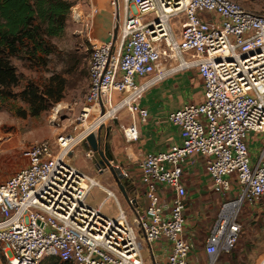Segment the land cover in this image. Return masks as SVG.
<instances>
[{"label": "built area", "instance_id": "built-area-1", "mask_svg": "<svg viewBox=\"0 0 264 264\" xmlns=\"http://www.w3.org/2000/svg\"><path fill=\"white\" fill-rule=\"evenodd\" d=\"M111 5L118 15L116 37L112 44L91 40L88 85L70 130L55 135L51 144H29L21 151L26 164L0 182V264H39L44 256L66 264H143L142 249L151 256L158 239L169 245L160 264H192L193 245L182 234L186 192L181 165L189 157L202 158L210 190L221 199L203 244L206 264L233 249L241 204L264 202V14L233 0H112ZM94 13L92 6L86 27L91 28ZM172 18H178V29L172 28ZM185 70L198 74L202 102L166 115L178 128L180 142L137 160L146 206L139 214L129 198L126 211L111 191L66 158L99 125L118 121L123 110L122 141L135 142L134 116L139 121L147 116L138 100ZM70 110L57 103L50 119ZM250 140L260 144L255 159L249 155ZM93 155L83 152L90 161ZM93 187L104 193L96 207L86 202ZM160 189L170 194L165 204ZM107 200L114 204V217L100 211Z\"/></svg>", "mask_w": 264, "mask_h": 264}, {"label": "rangeland", "instance_id": "rangeland-1", "mask_svg": "<svg viewBox=\"0 0 264 264\" xmlns=\"http://www.w3.org/2000/svg\"><path fill=\"white\" fill-rule=\"evenodd\" d=\"M71 6L68 10L62 33L49 39L52 45V53L45 57L43 65L36 66L25 60L10 59V63L17 75V83L9 89L10 96L0 100V182L22 168L26 162L21 156V151L29 144L47 140L51 144V138L55 135L68 132L77 115L83 96L88 85L86 78L87 62L91 53L92 33L91 28L86 27L85 17L94 6L95 13L89 21L93 25V18L103 20L104 14H108V29L111 31L113 14L115 8L111 5L112 0H105L102 4L99 0H67ZM241 7L255 13L264 14V0H233ZM75 15H79L81 20H76ZM178 18L171 19L173 29H178L176 21ZM179 20L181 18L179 17ZM80 21H83L82 23ZM50 78H59L63 82L61 99L52 104L36 100L31 103L34 95L36 98H43L41 95L47 87ZM200 86V81L195 82ZM57 103L67 105L71 108L69 112H62L54 120L50 119L51 109ZM44 107L37 115L32 116L30 109ZM118 121L116 125L123 123ZM112 122L106 121L104 128H117ZM83 144L77 145L74 151L66 158L67 162L76 169L89 174L95 178L101 175L97 173L90 160L83 157ZM260 144L252 146L250 156L255 159ZM53 151V147L50 145ZM128 154H132L128 150ZM132 160V158H131ZM133 165L128 170H133ZM136 167V165H135ZM103 177L99 180L102 184ZM236 184L235 182L232 185ZM101 185V184H100ZM237 186V185H236ZM238 188V186H237ZM100 189L93 187L87 197L86 202L92 207L102 201L104 193ZM239 193V190L235 192ZM111 200H107L100 209L101 213L112 214L109 210ZM142 204V201H139ZM238 223L240 233L236 239L233 249L228 254L218 255L213 264H234L232 257L239 258L238 264H255L259 258L256 255L262 254L264 259V202L253 206L243 205L238 212ZM195 248V246H194ZM254 252V254H252ZM248 257V258H247ZM264 263V261L262 262ZM39 264H61L56 260L44 256ZM257 264V263H256Z\"/></svg>", "mask_w": 264, "mask_h": 264}, {"label": "crops", "instance_id": "crops-1", "mask_svg": "<svg viewBox=\"0 0 264 264\" xmlns=\"http://www.w3.org/2000/svg\"><path fill=\"white\" fill-rule=\"evenodd\" d=\"M99 2L102 3L101 1ZM104 15L103 20L100 22L99 18L95 16L93 18V25H91L92 36L97 41H110L111 31L108 29V14L106 13ZM198 80L200 81V78L195 70H185L166 77L149 88L137 102L138 108L144 109L147 116L144 121H139L137 117L134 116L133 120L137 132V139L135 142L124 144L122 141L120 126L126 124V112L124 110L120 112L118 117V121H124L123 123L116 125L118 122L116 121L114 124L117 128L113 129L109 127L101 130L102 136L108 137V148L112 157V161L110 162L111 166L117 167L128 174L133 190L128 191L127 195L128 198L135 201V211L139 214L143 212L146 206V200L143 195V187L138 181L137 166L135 167L136 162L145 154L164 152L168 150L171 145L179 144V130L176 126L170 125L166 121V115L186 104H198L202 102L201 81L200 86L195 83ZM251 137L252 135H249L248 140L251 139ZM82 144L84 148L85 141L82 142ZM256 144H258V141L251 142L250 140L248 142L249 155L253 153L252 146ZM77 145L73 148V151ZM128 150L132 154V157L128 154ZM250 157L251 159L254 158L252 156ZM132 165L134 166L133 170H128L129 166ZM181 167L183 170L181 184L186 192L182 216L184 221L182 234L193 245L188 260L192 264H206L208 259L203 253V244L215 218L221 199L219 195L212 193L210 190V179L205 172L201 157H189L182 163ZM98 174L103 177V182L106 183L102 184L99 181L101 179L100 176L95 178L99 185L101 184L100 186L104 189L111 191L118 205L122 209L128 211L125 201L115 188L116 185L107 169L102 170ZM94 176L95 175L91 177ZM160 190L164 195V191L162 189ZM99 192L103 193L102 190H99ZM169 197L170 194L166 192L161 203L165 204ZM139 201H142V204H140ZM109 211L112 214L104 213V215L114 217L115 207L113 202L111 203ZM168 251L169 245L165 240L158 239L154 241L151 244V256L146 249H142L141 251L143 264L162 263ZM252 254H254V252ZM242 255L243 253L239 254L238 257H232V262L238 264L237 261L239 258H242ZM256 258H259V260H257L255 264H264L262 263L264 259H262L261 253L256 255Z\"/></svg>", "mask_w": 264, "mask_h": 264}, {"label": "trees", "instance_id": "trees-1", "mask_svg": "<svg viewBox=\"0 0 264 264\" xmlns=\"http://www.w3.org/2000/svg\"><path fill=\"white\" fill-rule=\"evenodd\" d=\"M70 6L67 0H0V100L10 96L9 89L16 85L18 79L10 59L43 65L45 57L52 53L49 39L62 33ZM62 91V80L50 78L41 94L43 98L31 95L28 102L42 100L52 104L61 99ZM29 109L35 116L44 107ZM233 182L231 180V184ZM125 183L127 192L132 191L131 181ZM49 258L59 262L56 258Z\"/></svg>", "mask_w": 264, "mask_h": 264}, {"label": "water", "instance_id": "water-1", "mask_svg": "<svg viewBox=\"0 0 264 264\" xmlns=\"http://www.w3.org/2000/svg\"><path fill=\"white\" fill-rule=\"evenodd\" d=\"M117 26H118V15L117 12H114L113 15V21H112V28H111V36H110V43L112 44L116 37L117 32ZM98 107H99V114H103V107L101 105V102L98 101ZM103 126L99 125L95 131V134H89L85 138V144L84 148L85 150H90L93 153H95L100 161V163L95 159L94 157L91 159V163L93 164V167L96 171L101 172L104 169H107V171L110 173L114 184L117 186V189L122 196L123 200L128 203L129 198L127 195V185L122 179V175L120 172V169L117 167H112L110 162L112 161V157L110 152L108 151V145L104 144L102 146V149L99 148V135L100 131L102 130ZM131 203H134L133 200H130ZM131 211L134 212L133 207L131 208Z\"/></svg>", "mask_w": 264, "mask_h": 264}, {"label": "flooded vegetation", "instance_id": "flooded-vegetation-1", "mask_svg": "<svg viewBox=\"0 0 264 264\" xmlns=\"http://www.w3.org/2000/svg\"><path fill=\"white\" fill-rule=\"evenodd\" d=\"M104 144H107L108 145V137L102 136V132L100 131V135H99V148L102 149V146ZM108 151L110 152L109 148H108ZM93 157L95 159H97V161L100 163V161H99V159H98V157H97V155L95 153H94Z\"/></svg>", "mask_w": 264, "mask_h": 264}, {"label": "bare ground", "instance_id": "bare-ground-1", "mask_svg": "<svg viewBox=\"0 0 264 264\" xmlns=\"http://www.w3.org/2000/svg\"><path fill=\"white\" fill-rule=\"evenodd\" d=\"M99 1H101L102 3H104L105 0H99ZM108 117H111V112H109L108 114L104 115L102 117L101 121L102 122L106 121V118H108Z\"/></svg>", "mask_w": 264, "mask_h": 264}]
</instances>
